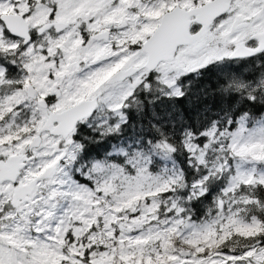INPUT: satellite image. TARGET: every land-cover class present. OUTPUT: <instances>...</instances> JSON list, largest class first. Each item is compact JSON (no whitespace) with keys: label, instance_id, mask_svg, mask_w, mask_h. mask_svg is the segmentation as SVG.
<instances>
[{"label":"snow or ice","instance_id":"6c2138e0","mask_svg":"<svg viewBox=\"0 0 264 264\" xmlns=\"http://www.w3.org/2000/svg\"><path fill=\"white\" fill-rule=\"evenodd\" d=\"M0 264H264V0H0Z\"/></svg>","mask_w":264,"mask_h":264}]
</instances>
